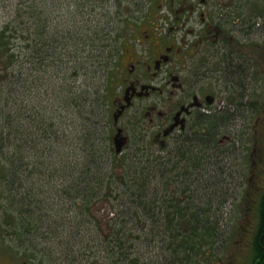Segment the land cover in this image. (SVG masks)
Wrapping results in <instances>:
<instances>
[{
	"label": "rangeland",
	"instance_id": "1",
	"mask_svg": "<svg viewBox=\"0 0 264 264\" xmlns=\"http://www.w3.org/2000/svg\"><path fill=\"white\" fill-rule=\"evenodd\" d=\"M166 5L165 0H0V25L14 19L19 27L27 31L29 27L30 45L25 46L27 48L16 38L14 44H10L15 58L17 54L12 77L16 81L17 112L33 108L23 115L24 125L31 127L29 112L33 120H37L39 113L41 118L48 116L54 122L49 131L58 132L65 127L67 131V136L57 135L55 139L45 136L36 144L28 142L37 148H31L32 151L26 154L27 169L31 170L26 178L21 176L20 189L30 196L27 210L33 220L19 231L18 220L6 207L10 216L6 222L0 221L1 251L12 252L20 247L25 255L34 256L43 264H130V260H135L136 264H170L174 259L175 253L166 244L169 236L155 233L153 238L152 232H148L136 237L139 233L135 224L139 222L131 215L134 206L139 205V201L133 202L125 184L134 182L128 177L133 174L131 161L140 164L154 159L141 150L133 152L135 156L133 153L130 156L121 154L118 162L109 160L113 158L109 150L110 137L115 132L112 128V96L116 94L115 79L122 61H118L122 49L128 46L131 51L144 54L147 46L144 33L164 31L169 26L177 40L182 37L187 41L191 36L188 27L192 23L183 25L180 19L174 22L173 12ZM183 12L178 14L182 17ZM260 39L264 38L260 36ZM20 46L23 49L18 53ZM34 49L36 55L30 54ZM258 90L262 96L264 86ZM258 103L259 106L263 104L260 99ZM78 106L81 115L76 112ZM249 107L250 103L244 104L232 141L220 149H210L211 155H220L211 157L209 174L193 178V194L184 193L194 200L212 191L218 194L214 198L217 201L224 195L227 197L221 209L213 211V205L215 214L210 218L219 224L222 235L210 252L212 262L203 264H215L217 257L234 245L233 239L238 233L250 164L248 128L253 116ZM137 110L134 104L121 118L127 132L136 129L129 119L137 114ZM215 134L216 128H212L211 142L217 138ZM64 138L65 145L62 144ZM60 146L62 149H58ZM90 148L107 157L102 182L105 193L84 200L65 191L83 178L79 175L78 162H82L84 153ZM117 166L123 167L121 177L115 175ZM60 173L66 177L65 189ZM170 173L175 176L179 170ZM178 183L181 184L177 179L174 184ZM171 198L182 199V194L175 193L167 199ZM101 199L104 210L97 203ZM143 200H147L146 195ZM93 204L97 208L92 211L88 208ZM114 215L117 220L113 222ZM123 235L127 240L121 239L120 251L115 241L117 236Z\"/></svg>",
	"mask_w": 264,
	"mask_h": 264
},
{
	"label": "flooded vegetation",
	"instance_id": "2",
	"mask_svg": "<svg viewBox=\"0 0 264 264\" xmlns=\"http://www.w3.org/2000/svg\"><path fill=\"white\" fill-rule=\"evenodd\" d=\"M165 1L173 12L174 22L180 19L183 25L192 23L188 27L191 36L187 41L182 37L177 40L169 26L164 31L144 33L147 41L144 54L139 55L128 46L122 49L115 79L116 94L112 96L113 113L117 114L116 118L112 115V128L115 132L121 128L125 137L118 157L143 150L154 159H149L148 163L140 160V164L131 161L133 174L128 177L140 182L145 190H152L153 196L149 194L147 199L155 198L153 211L142 208L145 216L135 227L144 231L163 230L167 227L168 210H171L170 217L175 216L172 224L185 225L184 221H178V207L174 206L173 210L167 207L170 201L167 198L175 193H181L182 199H185L184 193L193 194V178L208 175L211 157L220 155H211L210 149H220L232 141L241 120V110L244 104L250 103L253 119L247 127L250 129L249 175L238 233L233 239L234 245L227 247L214 263L264 264V209L261 207L264 200V91L260 96L258 90L264 86V39H260V36L264 38V0ZM180 11H184L182 17L178 14ZM4 23L0 25V33ZM134 104L137 114L129 122L136 129L127 132L121 118ZM76 112L81 115L80 106ZM14 115L16 126L24 125L23 114L16 111ZM25 126L33 130L32 126ZM53 126L54 122L46 116L43 130L47 137L67 136L66 127L65 133L49 131ZM212 128H216L214 137L218 135L213 143ZM110 150H113L112 145ZM173 170H179V174L172 175ZM61 179L65 187L66 177ZM177 179L181 184H174ZM190 218L192 220V215ZM32 220L33 217L29 219ZM0 264L43 262L25 255L18 247L12 252L0 250Z\"/></svg>",
	"mask_w": 264,
	"mask_h": 264
},
{
	"label": "trees",
	"instance_id": "3",
	"mask_svg": "<svg viewBox=\"0 0 264 264\" xmlns=\"http://www.w3.org/2000/svg\"><path fill=\"white\" fill-rule=\"evenodd\" d=\"M7 30L8 33H6ZM27 35H29V27L28 31L23 27L21 28V26L19 27L18 21L15 24L14 19L6 21L0 33V59L2 61V66L0 68V180L2 181V184H0V186H2V189H0V221H8L10 214L7 212L12 210L14 214L13 218L18 220L16 224L19 231L25 229V224H27V226L29 225V219L32 217L31 213H28L29 210H27L30 203V196L27 194V191H22L20 189L22 186L21 176L26 178L28 172L31 170V168L27 169L29 163L26 154L28 151H32L31 148L33 147H31L28 142L36 144V141H40L46 136L44 133L45 130H43L44 118H41L39 113L37 120H33L30 117V112L33 108H25V111L22 113L24 115L26 111H30L28 113V118L33 130H28L23 124L17 127L15 123L14 113L18 111L19 107H17V103L15 107L14 91L16 87L14 84L16 85V81L13 80L12 77L15 75L14 64L17 62V54L15 58V53L13 49L10 48V44L13 45L14 38H16L21 41L24 47L30 45ZM22 49L23 47L20 46L18 53H20ZM35 52L37 53V50H30V54L34 55ZM33 132L36 133V136H32ZM65 142L66 140L62 142V144L65 145ZM36 148L37 147H34L33 150ZM106 148V151L109 152L108 147ZM58 149H62V147L60 146ZM98 153L99 151L96 153L91 148L86 150L84 159L82 162H78L79 175L83 178H80V181H78L77 185L72 189H70L71 185H69L70 188L68 187L67 191H65L66 193L76 197H82L84 200L98 197L105 193V190L102 188V182L104 178V163L107 157L103 156V153ZM60 175L64 177V174L60 173ZM125 184L126 189H128L133 196V202L139 201L138 206H140V208L134 206V214L132 212L131 215L136 217V220L141 223L145 216V214L141 212V209L147 208L148 211H153V206H155L154 197H152L153 199L143 200L145 195L147 197L149 194L153 196V193H151L152 190H145L138 181L132 184ZM66 187L67 185H65L63 189ZM212 192L204 195L202 198H195L196 200L187 195L185 199H171L168 206H166L172 210L176 208L174 206H177L178 221H184L185 225L181 226L180 224L178 225V223L172 224L171 222L175 216L170 217L171 210H168L167 229L164 228L163 230L155 232L136 228V231L139 233L136 237H140V235L148 232H152L150 234L152 237L155 233H166L169 236L168 242L166 243L169 249L175 253V257L171 259L170 264H203V262L210 260V252L214 248V243L222 235L218 228L219 224L214 222V220L210 218V215L215 214L213 211L221 209L227 198L226 195H224L217 201L214 198L218 194ZM222 193H226V191ZM213 205L215 207L214 210ZM11 206L14 207L13 209H15V211ZM262 206L264 209V200L261 202V207ZM6 207L9 208L8 211ZM182 208H184V210H182ZM190 210L192 213H190ZM262 213L264 217V211ZM190 215H192V220ZM4 218L7 219L5 220ZM186 224L190 227H187ZM123 238L124 235L117 236V241H115L120 251L122 248L121 239L123 240ZM162 238L165 241L164 235ZM124 239L127 240V238ZM262 239H264V237H262ZM130 264H136V261L130 260Z\"/></svg>",
	"mask_w": 264,
	"mask_h": 264
},
{
	"label": "water",
	"instance_id": "4",
	"mask_svg": "<svg viewBox=\"0 0 264 264\" xmlns=\"http://www.w3.org/2000/svg\"><path fill=\"white\" fill-rule=\"evenodd\" d=\"M114 117L116 118L117 114H114ZM113 140H114L115 151H117V152L120 151L121 146L123 145V143H125V137L121 135V129L120 128H118L117 132L115 133Z\"/></svg>",
	"mask_w": 264,
	"mask_h": 264
}]
</instances>
